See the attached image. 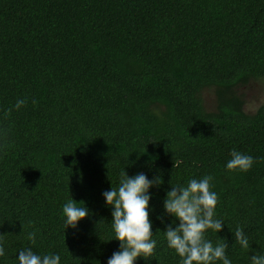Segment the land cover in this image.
<instances>
[{"label": "trees", "instance_id": "16d2710c", "mask_svg": "<svg viewBox=\"0 0 264 264\" xmlns=\"http://www.w3.org/2000/svg\"><path fill=\"white\" fill-rule=\"evenodd\" d=\"M255 83L264 0H0V264L29 246L106 264L119 242L101 194L123 168L163 181L150 189L157 247L135 264H179L160 232L171 218L156 217L170 184L205 175L226 224L207 238L248 264L231 231L264 251V102L247 113L242 91ZM233 150L254 158L248 171H226ZM70 196L90 215L64 231Z\"/></svg>", "mask_w": 264, "mask_h": 264}, {"label": "clouds", "instance_id": "9594fccd", "mask_svg": "<svg viewBox=\"0 0 264 264\" xmlns=\"http://www.w3.org/2000/svg\"><path fill=\"white\" fill-rule=\"evenodd\" d=\"M24 100H17L15 108H20ZM128 162V158H127ZM133 164L135 162H132ZM254 163L251 155L233 150L230 159L225 163L227 172L248 171ZM132 166V165H129ZM211 175L200 179L189 178L186 185L170 184L162 200V211L156 217L161 224L165 217H170L163 231L167 247L178 257L179 264H233L227 255V243L218 238L216 243L207 238L209 231L216 234L226 226L222 219L217 218L216 207L218 194L212 190ZM163 183L161 176L149 179L144 172L128 176L120 173L118 186H110L102 192L105 207L111 211L112 238L118 241V250L107 259L106 264H135L138 258L145 261L151 257L157 247L153 238L150 200L153 194L150 189ZM90 215L85 202H76L70 196L62 206L63 227L75 230L80 221ZM234 234L235 244L247 250L248 264H264V251L250 252V243L242 228L237 226ZM27 239L35 243L36 234L28 233ZM5 256V249L0 242V257ZM97 264H99L98 261ZM15 264H61V255L50 252L40 254L32 247H23L18 251Z\"/></svg>", "mask_w": 264, "mask_h": 264}, {"label": "rangeland", "instance_id": "374dc122", "mask_svg": "<svg viewBox=\"0 0 264 264\" xmlns=\"http://www.w3.org/2000/svg\"><path fill=\"white\" fill-rule=\"evenodd\" d=\"M244 95V111L253 113L255 109L264 102V86L260 83H255L250 89L245 88L242 90ZM203 99L208 109L213 108L214 98L212 91H205Z\"/></svg>", "mask_w": 264, "mask_h": 264}]
</instances>
